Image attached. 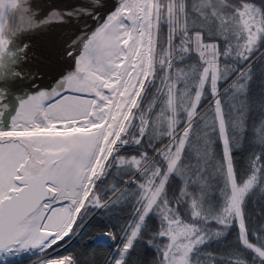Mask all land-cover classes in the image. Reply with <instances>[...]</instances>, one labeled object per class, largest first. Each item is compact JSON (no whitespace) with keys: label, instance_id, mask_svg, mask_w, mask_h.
<instances>
[{"label":"snow or ice","instance_id":"obj_1","mask_svg":"<svg viewBox=\"0 0 264 264\" xmlns=\"http://www.w3.org/2000/svg\"><path fill=\"white\" fill-rule=\"evenodd\" d=\"M19 8L0 0V264L33 249L46 253L42 264H76L61 242L82 212L108 207L101 184L114 168L137 191L132 221L119 237L104 234L116 250L109 264H126L141 243L157 253L153 264H193L233 228L237 258L228 264H264V224L246 211L264 186V151L249 157L247 178L234 161L254 65L264 62V5L119 0L71 41L72 70L30 92L17 86L32 76L18 36L63 16L9 28L4 20ZM257 133L264 149V121ZM130 147L136 154L125 156Z\"/></svg>","mask_w":264,"mask_h":264},{"label":"trees","instance_id":"obj_2","mask_svg":"<svg viewBox=\"0 0 264 264\" xmlns=\"http://www.w3.org/2000/svg\"><path fill=\"white\" fill-rule=\"evenodd\" d=\"M254 2L257 6L264 5V0H254ZM189 63H195V60L189 61ZM254 73L246 101L248 113L245 117L243 138L240 142V147L234 150V161L237 162V167L244 172L245 178H247L248 174L249 157L253 153L259 154L264 151L256 143L257 130L260 128L261 121H264V62L255 63ZM217 151H219V148H217ZM136 152L135 148L130 147L123 154L130 156L136 154ZM149 154L151 155V153ZM129 179L130 177L123 170L114 168L111 171V174L101 184L102 202L109 198L106 201L108 207L97 210L79 233L60 250L61 254L72 256L76 260V264H109L116 255V250L112 246L113 241L102 242L97 240L96 237L98 233L104 231H111L119 237L122 234V229L132 221L133 207L135 206L132 194L137 189L135 185L126 183ZM170 185V194L178 193V189L181 186L180 179L171 180ZM262 187L264 186H257L250 193L247 201L246 211L256 226L264 224V190H262ZM113 189H116L115 194ZM117 196H119L118 202L113 203ZM96 208L89 209L86 214L82 212L83 219L77 220V225L79 226L74 229V233ZM150 228L153 231L155 230L156 225L154 222H150ZM257 234L259 235L260 233ZM74 235L72 234V236ZM145 238L147 239V237ZM235 238V229H230L225 236L213 239L206 246H202L199 255L194 257L193 262L195 264H228L229 259L235 260L237 258L231 255L237 248ZM67 240L69 239H65L61 243L64 244ZM36 255L38 254L14 257L9 260V264H24ZM156 258L157 253L155 250L141 243L136 244L127 254L126 264H153ZM242 258L249 259L250 257L248 253H243Z\"/></svg>","mask_w":264,"mask_h":264},{"label":"bare ground","instance_id":"obj_3","mask_svg":"<svg viewBox=\"0 0 264 264\" xmlns=\"http://www.w3.org/2000/svg\"><path fill=\"white\" fill-rule=\"evenodd\" d=\"M27 1H29V3H31V6L27 9L28 10L32 9V10H30V11H32L31 13H36V14L35 15L31 14V16H28L25 11L22 12V9L21 10L18 9V10L9 12L7 17L4 20L5 25H7L9 28H13V27L18 26L20 24V22L25 18L31 19L33 21H39L40 20L39 18H42V17H44V15L48 14V12L44 8V7H47L46 6L47 3L41 2L42 0H26V3H25V0H16V2L18 3V5H20V7L25 6L27 4ZM47 1H49V0H47ZM49 2H51V1H49ZM49 2H48V4H50ZM118 3H119V0H109L106 5L103 3V0H101V1L100 0H81L82 8H85V10L89 13H94L95 16H93V17L83 16V18H85V19H83L81 21L82 22L81 24L83 25L82 27H74V26L70 27V29H74L77 32V34L71 35V39L69 38L68 40H66V39L63 40L64 43H63V46H61L63 52L61 51V55H56L55 53H53V50H50L49 48L44 47V43H45L47 36L44 35L43 33L38 34L35 31V29L21 33L18 36V41L20 43H24V44H27L29 46L28 47V59H27L26 65H25V69H26V71L31 72L32 76L29 79L24 80V82L22 84H18L17 86L23 87L25 92H30L36 88H46L48 85L53 83L54 79L58 78L62 72L72 70L71 65L73 64V61L70 57H68L65 54V50L69 47V45L71 44V41L73 39H75L76 36L80 35L83 30L94 29L98 25V23L100 21H102L103 18H105L107 16V14H109L111 11H113L115 9L116 6H118ZM28 4L26 5V7L28 6ZM28 10H27V12L30 13ZM43 10H45L46 13ZM96 16H98L100 18V20H97L95 18ZM75 19H78L77 21H79V19H80L79 15L75 16ZM62 24H63L62 27H65V22ZM79 26H80V22H79ZM49 28H51V27L49 26ZM75 28H79L78 31ZM66 29H69L68 26ZM63 38H65V36ZM57 43H58V41H57ZM57 43H55V44H57ZM55 44H54V46H55ZM56 48H58V47H56ZM47 49H49L50 51ZM45 78H47L46 79L47 82L40 84L39 80H41V79L44 80ZM32 79H35V84L32 85L31 88H29L28 85L31 84ZM19 95H21V93L18 92L17 96H19ZM70 236H72V234H70ZM36 251L40 252L39 249H36Z\"/></svg>","mask_w":264,"mask_h":264},{"label":"rangeland","instance_id":"obj_4","mask_svg":"<svg viewBox=\"0 0 264 264\" xmlns=\"http://www.w3.org/2000/svg\"><path fill=\"white\" fill-rule=\"evenodd\" d=\"M51 1V2H49ZM42 0L41 2H45L47 3V7H44L45 10L48 12V14L44 15V17H42V19L44 20H48L49 17H51L54 13H60L62 16H63V20L62 21H57L55 23H49L48 25L42 27V28H36L35 31L40 34V33H43L44 35L47 36L46 40H45V43H44V47L46 48H49L50 50H53V53H55L56 55H61V51L63 52L61 46H63V40L66 39L68 40L69 38L71 39V35L73 34H77V32L74 30V29H70L71 26H74V27H82L83 25L81 24L82 20L85 19L83 18V16L79 15V21H77L78 19H75V16H77V12L78 10H85V8H82V5H81V0ZM101 1V0H100ZM109 0H103V3L106 5L108 3ZM31 2V1H30ZM48 2L50 4H48ZM71 2V3H70ZM75 2V3H74ZM107 2V3H106ZM29 3V1H27V4ZM56 3V4H55ZM58 3V4H57ZM70 3V4H69ZM80 3V4H79ZM26 4V5H27ZM68 4V5H67ZM103 4V5H104ZM25 6H21L19 9L21 10L22 9V12L24 11V9H27L31 6V3L28 4V6L26 7ZM57 5V6H56ZM64 5V6H63ZM80 5V6H79ZM54 6V7H53ZM73 6V7H72ZM25 7V8H24ZM50 7V8H49ZM63 7V8H62ZM76 9V10H75ZM28 10V9H27ZM32 9H29L28 11L31 13L32 11H30ZM45 10H43L45 12ZM68 11V12H67ZM52 12V13H51ZM46 13V12H45ZM24 14V13H23ZM32 15L36 14V13H31ZM68 16V17H67ZM41 19V18H39ZM65 22V27H62V23ZM79 22H80V26H79ZM49 26L51 28H49ZM68 26L69 29H66ZM78 29L79 28H75ZM71 30V31H70ZM72 32V33H71ZM64 33V34H63ZM67 35V36H66ZM65 36V38H63ZM56 37V38H55ZM56 42H55V41ZM54 41V42H53ZM58 41V43H57ZM57 43V44H55ZM49 44V45H48ZM58 47V48H56ZM47 49V50H49ZM49 50V51H50ZM47 78H45L44 80L41 79L39 80L40 84L41 83H46ZM248 99V98H247ZM214 194V193H213ZM67 239H70V237H66ZM65 238V239H66ZM36 250L33 249L32 251L30 252H26L22 255H35V254H38L36 256H34L32 258V261L31 263L29 264H42V260L45 258V255L46 253L44 252H41V253H36L35 252ZM63 255H68V254H63ZM193 264H195L193 262Z\"/></svg>","mask_w":264,"mask_h":264},{"label":"water","instance_id":"obj_5","mask_svg":"<svg viewBox=\"0 0 264 264\" xmlns=\"http://www.w3.org/2000/svg\"><path fill=\"white\" fill-rule=\"evenodd\" d=\"M264 49H262L261 51H263ZM259 55V53L257 54ZM109 198H107L104 202H106ZM102 202V203H104ZM100 208L97 207L88 217L87 219L84 221V223L81 225V227L79 228V231L83 228V226L87 223V221L90 219V217L96 213L97 210H99ZM78 231V232H79ZM108 231H104V232H101V233H98L96 239L99 240V241H102V242H108L109 239H107L106 237H104V234L107 233ZM75 237V236H74ZM73 237V238H74ZM72 240V238L70 239V241Z\"/></svg>","mask_w":264,"mask_h":264}]
</instances>
